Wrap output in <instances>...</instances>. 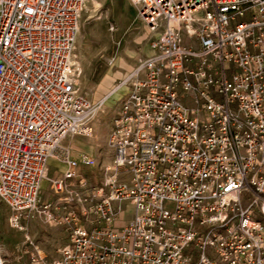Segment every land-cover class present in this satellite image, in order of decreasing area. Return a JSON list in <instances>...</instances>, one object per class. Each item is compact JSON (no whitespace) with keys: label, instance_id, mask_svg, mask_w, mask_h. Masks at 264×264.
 I'll return each instance as SVG.
<instances>
[{"label":"built area","instance_id":"1","mask_svg":"<svg viewBox=\"0 0 264 264\" xmlns=\"http://www.w3.org/2000/svg\"><path fill=\"white\" fill-rule=\"evenodd\" d=\"M132 1L152 53L116 87L128 90L111 174L65 217L59 256L34 264H264V0ZM85 3L0 0V200L13 227L52 217L40 206L49 160L68 135H93L105 103L80 92ZM64 158L58 191L96 163ZM126 203L133 216L117 227ZM79 213L95 214L91 226Z\"/></svg>","mask_w":264,"mask_h":264},{"label":"rangeland","instance_id":"2","mask_svg":"<svg viewBox=\"0 0 264 264\" xmlns=\"http://www.w3.org/2000/svg\"><path fill=\"white\" fill-rule=\"evenodd\" d=\"M151 40L152 34L132 0H86L76 42V56L82 68L80 92L95 109L104 100L105 103L89 123L93 135H68L58 149L61 159L75 150L73 146L78 145V141L110 135L113 115L128 90L127 87L120 90L116 87L131 74L140 59L151 55ZM73 142L77 144L73 145ZM66 184L64 193L50 200L57 206L56 210L50 211L52 217L38 212L26 218L22 228L11 225V211L0 200V238L9 254V264H34L33 259L38 255L45 256L47 261L59 256V249L67 243L71 228L65 217L83 204L78 201L82 196L76 193L80 188L77 178L66 180ZM88 203L89 206L94 204L93 201ZM126 204L122 215L132 218L133 211H127ZM94 219L95 214L81 215V223L86 226H91Z\"/></svg>","mask_w":264,"mask_h":264},{"label":"crops","instance_id":"3","mask_svg":"<svg viewBox=\"0 0 264 264\" xmlns=\"http://www.w3.org/2000/svg\"><path fill=\"white\" fill-rule=\"evenodd\" d=\"M108 141L109 134H103L96 140L94 139L87 142L78 141V145H74L77 144V142H73V145L75 146H73V149L75 148V150L71 151L69 154L70 158L79 160L81 156L87 154L93 156L96 159V163L94 165L88 166L80 164L76 168L77 174H79L75 178H77L80 183V188L76 191L78 195L84 196L90 191L94 192V188L98 187L110 176L111 171L107 169L113 162L114 149L109 145ZM59 155V152H57V154L49 160L48 177L43 181L40 193V203L43 205H50V211L57 209V206H55L50 200L56 198L57 194L64 193V189H62V191L57 190V186L54 184V182L56 180L62 179L65 172L69 169L68 164L64 160L65 156L61 159ZM82 173H84V176ZM125 176L126 175L123 174L121 175V178H124ZM85 205L89 207L88 202H86ZM80 206H83V204L79 205V207ZM126 210L131 213L133 211V205L127 203ZM130 219L131 217L121 214L120 218L116 222V226L122 227Z\"/></svg>","mask_w":264,"mask_h":264},{"label":"bare ground","instance_id":"4","mask_svg":"<svg viewBox=\"0 0 264 264\" xmlns=\"http://www.w3.org/2000/svg\"><path fill=\"white\" fill-rule=\"evenodd\" d=\"M115 91H113L112 93H114Z\"/></svg>","mask_w":264,"mask_h":264}]
</instances>
